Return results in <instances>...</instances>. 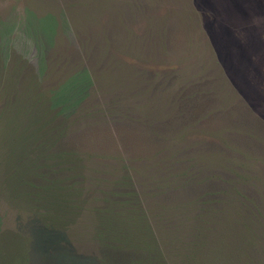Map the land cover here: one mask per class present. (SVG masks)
Instances as JSON below:
<instances>
[{"label": "rangeland", "instance_id": "obj_1", "mask_svg": "<svg viewBox=\"0 0 264 264\" xmlns=\"http://www.w3.org/2000/svg\"><path fill=\"white\" fill-rule=\"evenodd\" d=\"M29 85L115 109L78 149L141 182L132 262L103 251L92 212L55 230L11 200ZM0 264H264V0H0Z\"/></svg>", "mask_w": 264, "mask_h": 264}, {"label": "trees", "instance_id": "obj_2", "mask_svg": "<svg viewBox=\"0 0 264 264\" xmlns=\"http://www.w3.org/2000/svg\"><path fill=\"white\" fill-rule=\"evenodd\" d=\"M169 75L164 71L162 79L167 80ZM34 86H27L24 95L17 93L16 110L32 113L33 117L27 116L21 127L17 123L14 127L22 132L23 139L15 151L9 152L11 168L6 183L20 189L9 195L11 200L17 202L22 194L26 195L43 224L55 230H66L85 212H92L95 237L103 251L110 248L111 258L121 254L132 262L133 254L146 248L139 233L148 230L149 222L148 208L141 199V182L126 164L115 172L103 168L91 171L94 162L102 167L105 163L78 149L84 136L91 134L88 131L92 125L107 123L104 120L115 109L92 108L89 96L84 104L82 98L77 105H69L65 100L45 96L42 89L35 91ZM131 109L132 102H127L121 112L130 113ZM8 143L4 141L2 147Z\"/></svg>", "mask_w": 264, "mask_h": 264}]
</instances>
